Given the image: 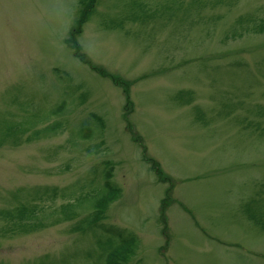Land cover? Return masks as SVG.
<instances>
[{"label":"rangeland","instance_id":"1","mask_svg":"<svg viewBox=\"0 0 264 264\" xmlns=\"http://www.w3.org/2000/svg\"><path fill=\"white\" fill-rule=\"evenodd\" d=\"M81 8L0 0V211L81 210L23 234L0 221V264H101L109 231L134 238L127 264H264V0H95L86 62L68 43ZM106 172L115 199L75 230Z\"/></svg>","mask_w":264,"mask_h":264},{"label":"trees","instance_id":"2","mask_svg":"<svg viewBox=\"0 0 264 264\" xmlns=\"http://www.w3.org/2000/svg\"><path fill=\"white\" fill-rule=\"evenodd\" d=\"M95 4V0H81V17L79 21L78 27L73 31L72 38L69 40V46L73 49V55L81 60L82 62H86V59L83 57L82 53H80L77 44L74 43V36L76 33L80 32V26L87 20V16L93 10ZM248 28V27H247ZM253 31L263 32L264 31V21L255 24L252 27ZM87 65L90 66L91 70L101 76H107L105 72L97 69L92 66L90 63ZM110 81L114 85L124 86V90H126L127 86H130L129 83H123L120 78H116L113 76H107ZM100 125H102V121L97 116H92ZM55 124H59V126H54ZM61 124V125H60ZM62 127L61 122H52L50 125L43 126L40 129H34L31 133H29L26 137V141H36L49 136L56 135ZM130 129V128H129ZM25 134V132H23ZM92 137V130L89 131V135L86 138ZM135 141H138V138H135ZM156 168V167H155ZM154 168V169H155ZM157 170V168L155 169ZM158 177L160 176V172H157ZM110 178L109 172L104 174L103 187L97 188L96 191H90L85 193L87 197L96 196L95 201L92 204V212L87 216L79 219L75 230L84 231L90 227H98V223L104 218L103 214L106 208L113 202L116 197V189L110 184L108 179ZM80 208L78 207L77 200L74 202H67L66 204H62L59 206L58 210H51L50 213H42L39 208L35 206H25L20 205L14 207L10 210H2L0 211V221L8 222L11 226L8 228V231L13 233H28L30 230L35 227L39 228H47L53 225H56L63 221H72L78 218ZM262 227L264 228L263 222H261ZM110 235L120 237L122 239V244L118 247H115L108 251L103 256V262L101 264H127L129 257L133 254L135 240L131 236L123 237L121 233H117L116 231H109Z\"/></svg>","mask_w":264,"mask_h":264}]
</instances>
